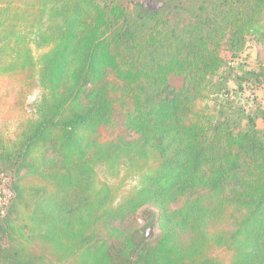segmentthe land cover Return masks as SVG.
Segmentation results:
<instances>
[{
	"label": "trees",
	"instance_id": "1",
	"mask_svg": "<svg viewBox=\"0 0 264 264\" xmlns=\"http://www.w3.org/2000/svg\"><path fill=\"white\" fill-rule=\"evenodd\" d=\"M158 1L0 0V264H264V0Z\"/></svg>",
	"mask_w": 264,
	"mask_h": 264
},
{
	"label": "rangeland",
	"instance_id": "2",
	"mask_svg": "<svg viewBox=\"0 0 264 264\" xmlns=\"http://www.w3.org/2000/svg\"><path fill=\"white\" fill-rule=\"evenodd\" d=\"M139 1H145L148 2L151 5H159V1L158 0H139ZM34 48V53L36 56L40 55L44 50L37 48L35 45L33 46ZM264 51L261 45L257 44L254 40H250L243 53H241L240 57L238 58L237 63H240L243 65L244 68L246 69H255L258 65V62H260L261 58L264 56ZM223 55L226 59H230L231 60V55L227 52L224 51ZM235 61H233L234 63ZM232 63V60H231ZM237 71V70H235ZM237 72H241L238 68ZM171 83L176 86V87H180L183 83V79L179 76H174L172 77ZM233 86V85H232ZM245 97H247L248 100V107L249 106H253V108H255L257 106V104H262V106H264V83L259 85L257 88H255L254 93H251V91L247 92L245 95ZM259 126L263 127L264 123L262 120H259ZM3 173V172H1ZM5 176L9 177L10 181H11V177L4 174ZM6 179V178H5ZM5 179L4 177H2L0 175V194L3 193L2 188L5 185ZM11 185H12V181H11ZM12 204H9L8 206H2L0 208V215L1 216H6L8 214L9 208L11 207ZM3 210V212H2ZM149 228H147L148 230ZM154 230H151V233H153ZM225 258L228 259L229 256L227 254H225Z\"/></svg>",
	"mask_w": 264,
	"mask_h": 264
},
{
	"label": "built area",
	"instance_id": "3",
	"mask_svg": "<svg viewBox=\"0 0 264 264\" xmlns=\"http://www.w3.org/2000/svg\"><path fill=\"white\" fill-rule=\"evenodd\" d=\"M0 175L2 177H4L5 179V185L2 188L3 193L0 194V208L2 206H8L9 204H11V202L13 201L14 198V191L13 188L11 186V181L9 179V177L5 176L4 173H0ZM3 212V210H2Z\"/></svg>",
	"mask_w": 264,
	"mask_h": 264
},
{
	"label": "water",
	"instance_id": "4",
	"mask_svg": "<svg viewBox=\"0 0 264 264\" xmlns=\"http://www.w3.org/2000/svg\"><path fill=\"white\" fill-rule=\"evenodd\" d=\"M149 233L151 234V228L148 229Z\"/></svg>",
	"mask_w": 264,
	"mask_h": 264
}]
</instances>
